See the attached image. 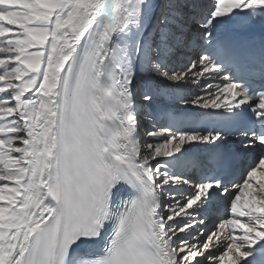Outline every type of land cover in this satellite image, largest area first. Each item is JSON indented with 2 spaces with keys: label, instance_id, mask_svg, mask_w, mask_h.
<instances>
[{
  "label": "snow or ice",
  "instance_id": "snow-or-ice-1",
  "mask_svg": "<svg viewBox=\"0 0 264 264\" xmlns=\"http://www.w3.org/2000/svg\"><path fill=\"white\" fill-rule=\"evenodd\" d=\"M0 182V264H264V0H0Z\"/></svg>",
  "mask_w": 264,
  "mask_h": 264
},
{
  "label": "bare ground",
  "instance_id": "bare-ground-1",
  "mask_svg": "<svg viewBox=\"0 0 264 264\" xmlns=\"http://www.w3.org/2000/svg\"><path fill=\"white\" fill-rule=\"evenodd\" d=\"M192 58H194V56ZM177 70H179V67L178 66H177ZM193 89L197 90L198 88H195L194 85H189L187 88L181 90V93L180 94H182V95L183 94L191 95ZM165 106L170 109L171 107L174 106V101L173 100H165L163 102V104L158 105V107H160V108H164ZM180 107H185V105L181 104ZM188 107H191V106L188 105ZM196 110H199V109H196ZM144 126L152 127V125H151V123H150L149 120H146V119H143L142 118V127H141V140H142V142L145 141V140H150L151 139L150 137H147L145 135V133H144ZM157 130H159V129L157 128ZM242 138L243 137H238V136H236V137H230L229 136V139L231 141H234V142H236V141H238L239 139H242ZM242 154L244 155V158L246 160L247 159H250L251 157L255 158V154H251V153H248V154L242 153ZM248 166L249 165L245 164V167H248ZM188 175H192V173L189 172ZM0 183H10V182H0ZM186 187H187L188 191H191V185L186 186ZM164 201H165V203L168 202V197L167 196L164 197ZM213 224H214V221L213 222H209L208 225H207V227L209 229H211L213 227Z\"/></svg>",
  "mask_w": 264,
  "mask_h": 264
},
{
  "label": "rangeland",
  "instance_id": "rangeland-1",
  "mask_svg": "<svg viewBox=\"0 0 264 264\" xmlns=\"http://www.w3.org/2000/svg\"><path fill=\"white\" fill-rule=\"evenodd\" d=\"M195 91L199 92V91H200V89L198 88V89H197V90H195ZM201 94H203V93H201ZM191 95H192V93H191Z\"/></svg>",
  "mask_w": 264,
  "mask_h": 264
}]
</instances>
